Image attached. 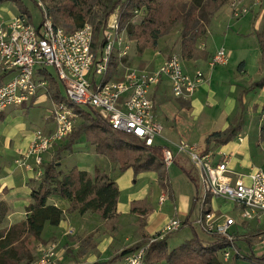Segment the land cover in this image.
<instances>
[{"label":"built area","instance_id":"built-area-1","mask_svg":"<svg viewBox=\"0 0 264 264\" xmlns=\"http://www.w3.org/2000/svg\"><path fill=\"white\" fill-rule=\"evenodd\" d=\"M32 1L41 9L42 21L38 27L26 14H18L7 23H0V75H6L0 84V112L30 104L40 91L48 94V76L44 72L53 68L66 102L53 103L54 129L49 133L37 130L28 150L15 160L16 167L36 180L43 174L44 155L74 130L79 115L76 109H94L112 129L135 136L149 148L156 144L163 132L162 125L156 120L152 90L166 78L175 99H190L206 81V75L201 71L193 75L185 73L182 60L176 53L154 71L124 67L119 61L128 55L130 41L122 35L121 13L116 12L110 17L103 32L102 49L96 58L90 24L85 23L81 28L67 32L54 24L44 0ZM229 8L234 18L248 13L238 1L230 2ZM114 57L119 62L117 73L121 69L124 71L119 79L106 80ZM228 60L229 53L221 48L210 58L208 65L210 69L225 67ZM258 133L259 149L264 156V110L259 113ZM237 140L242 142L243 138L238 136ZM175 154L185 156L197 174L195 201L199 210L191 224L210 238H225L229 246L219 251L223 260L228 262L232 254H236V241L248 233L238 235L240 223L214 210L211 206L214 200L231 204L238 213L239 222L253 223L252 235L261 233L258 240L264 249V170L253 168L245 175L234 174L228 168V155L215 150L200 151L185 143L162 149L164 167L174 163ZM166 201L167 196L162 195L159 204ZM182 223L178 218L169 220L149 237L147 244L126 254L115 264H144L149 244L178 232ZM59 263L54 245H47L32 264Z\"/></svg>","mask_w":264,"mask_h":264},{"label":"trees","instance_id":"trees-1","mask_svg":"<svg viewBox=\"0 0 264 264\" xmlns=\"http://www.w3.org/2000/svg\"><path fill=\"white\" fill-rule=\"evenodd\" d=\"M3 1L12 2L20 14L28 15L31 20L22 0H0V3ZM46 1H48L45 4L47 12L54 24L60 25L67 32H73L85 23L92 26V46L96 58L99 57V51L102 49L103 32L110 17L116 12L121 13L120 26L123 30L126 28L125 24L135 16L134 12L142 11L144 16L141 23L130 26L127 31L128 40L137 44L138 57L142 56L146 50H155L158 40L179 26L180 58L183 61H207L209 54L205 50L197 48V42L206 35L212 17L230 2L238 0ZM255 37L260 50V67L263 68L261 77L239 93L240 113L236 123L224 131L209 135L205 140V151L224 146L236 138L243 126V96L253 90L264 88V39L257 33ZM124 59H120L119 62L123 64ZM119 62L117 57L111 60L106 80L111 79L115 74ZM47 72H44V75L48 76L50 100L55 104L65 101L58 80L49 71ZM5 77V74L0 75V84ZM34 100L35 98L32 103ZM88 109V111H84L80 108V112H83L82 122L72 131L65 143L54 152L52 159L43 168L42 177L37 181L38 185L31 188V203L25 208V220L9 228L0 229V264H22L23 260H26V264L31 263L29 245L33 242H41L45 226L57 227L64 216L61 209L48 203L52 196H57L69 203L67 214L77 213L83 216L86 213H93L107 221L116 218L119 190L107 174L98 168H94L92 175L77 167H73L67 172L60 170L62 151L70 149L71 145L82 136L93 147L94 153L114 163L119 173L128 169H131L135 176L142 173H155L160 189L167 193L169 198H172L168 172L161 158L164 146L155 144L147 148L135 136L112 129L94 109ZM261 110H264V103ZM76 112L79 113L78 109ZM4 120L5 114L0 112V123ZM179 169L190 179L189 173L183 167L180 166ZM195 200L196 196L193 198L194 205ZM6 213V206L0 203V226ZM130 213L138 216L142 224H145L152 209L145 200L134 201L130 204ZM186 226L191 228L192 238L190 240L171 251L167 246L169 235L161 240L151 242L145 252L144 264L161 262L167 264H221L217 259V253L229 246L225 238L214 236L209 241L199 238L194 228L191 227L189 216L182 223V228ZM149 239V237H144L140 242L121 250L107 262L101 264L118 261L141 245L147 244ZM243 240L251 249L250 241L245 238ZM234 247L236 250L239 249L236 244ZM246 259H250V257ZM255 260L264 264V254Z\"/></svg>","mask_w":264,"mask_h":264},{"label":"crops","instance_id":"crops-1","mask_svg":"<svg viewBox=\"0 0 264 264\" xmlns=\"http://www.w3.org/2000/svg\"><path fill=\"white\" fill-rule=\"evenodd\" d=\"M239 4L248 7L249 11L248 14L241 18H234L230 14V8L228 5L224 6L222 9H220L211 19L210 24L207 29L206 35L201 38L197 42V48L205 50L209 54V59L207 61L202 60H189V61H182V67L185 73L193 75L196 71H201L206 75V81L201 85V87L198 89V91L190 98V99H179L183 102H189V107H185V109H188L189 111H193L195 107H198L200 109H205L206 107V100H208V97H210L212 100L219 99L222 100L224 105L227 104V100L238 102V96L239 93L244 89L247 88L252 82H256L261 77L260 75V50L257 44L256 40V33L261 35L264 33V0H255V2H258L257 5H251L252 0H238ZM19 13L18 9L15 13L10 12V16L6 19H1L0 23H7L9 22L13 17L17 16ZM247 17L250 18V28L248 27V21ZM235 28V29H233ZM179 32L180 30H176V34L178 36L174 38L172 41V44L169 46L168 44L161 43V41L157 42V47L155 50H147L143 53L142 56L137 57L136 60H139L140 65H144L145 68L141 70H147V71H154L158 69L164 61L170 56L169 50L170 49H178L180 52L179 47ZM219 32L222 34V42L223 44H227L228 42H234L237 45L242 40L249 39L251 36L254 37L256 44L253 46L250 45L245 48H249L248 50L243 51V56L239 59V63L237 64L236 68L230 70H225V68L229 65L230 60L233 56V49H225L223 45H216L215 43V35L219 34ZM214 35V36H213ZM262 36V35H261ZM160 47H159V45ZM168 45V46H167ZM225 49L229 53V60L228 64L224 68L215 67L213 69L209 68L208 62L210 58L215 54V52L219 49ZM235 50H237L234 47ZM255 78V79H254ZM255 80V81H254ZM243 83H245L244 86ZM170 85L166 78H163L158 86H156L152 92L151 96L153 98L154 104H155V116L156 120H159L158 122L163 127V132L160 138L156 140L157 145H163L164 147H171L174 148L180 143H185L187 145H190L186 142H182L178 140L177 134L179 133L178 127L179 124L176 126L174 125L176 119L172 118V116H175L178 112L179 113H186L187 111L184 108H176L172 105H168L170 110L169 113H166L165 110H157L158 104L164 103L163 99L165 97L171 98L170 95ZM219 96V97H218ZM224 97V99H222ZM261 97V101L254 102L252 106H249V111H247V105L249 103H252L253 100L258 99ZM221 98V99H220ZM36 100V98H35ZM34 100V101H35ZM52 102V101H51ZM242 103L244 107V120H243V126L242 130L246 128L247 122H245L246 113H248L249 116L251 111H256V121L258 124V117L259 113L261 111V107L264 103V88L263 89H256L251 92H249L247 95L243 96ZM53 105V103H51ZM235 108L237 110L239 109L238 113H240V107L239 102L238 104H234ZM238 105V106H236ZM256 107L257 109H255ZM52 108V107H51ZM162 109V108H161ZM252 109V110H251ZM237 112V111H236ZM220 116V115H219ZM239 116V115H238ZM46 116L41 121L40 129L44 133H49L54 129V124L51 120H49ZM10 117H5V120L1 123H8L4 131H1L0 140L3 137L6 138L7 145L3 144V147L6 149L8 148V151L10 152V155H7L6 153L0 151V203L4 204L6 206V209L8 211V216L6 217L4 221V225H6V228H9L10 226L17 224L21 221L25 220L26 213L25 208L31 203L30 201V193L31 188L26 185V179L31 178V174L29 176H25L21 173L15 172V160L19 157L20 154L25 153L28 150L29 144L31 143L34 133L29 134L28 133H22L24 129L23 124H18L17 122H13V118L10 119V122H8ZM238 119V118H237ZM182 118L179 120L178 123ZM217 122L222 123V119L218 117L216 120ZM13 122V123H12ZM226 123L223 128H225ZM231 126V123L228 125ZM226 130V128H225ZM13 132V136L10 134ZM17 132H21V136H19V139L14 137V135ZM239 135H237L238 138ZM14 137V138H12ZM250 136H243L242 142H237L236 146H220L219 148L214 149L217 153H223L229 156L228 159V168L234 173V174H241L237 173L236 169L239 167L243 168V166L248 167L247 159H249V151L251 149V145H256L255 142H257V151L259 149V133H258V127H257V140L254 142H250L247 139ZM235 140V139H234ZM234 142V141H232ZM231 143V142H230ZM253 143V144H252ZM0 144H2L0 142ZM229 144V143H228ZM90 145V144H89ZM190 146H194L197 148V143H192ZM91 147V153L94 151L93 147ZM1 149V147H0ZM175 154V161L170 166L178 165L180 167L177 159H185L187 158L183 155ZM95 156L99 157V164L95 166L94 168H98L100 171L104 172L109 176L111 180L114 181L116 184L118 190H119V197L118 202L116 205V218L114 219L116 228L113 235H105L102 228L103 227H109V224L111 221L102 220L98 215L93 213H86L83 216L78 215L77 213L67 214L66 211L69 208V203L63 199H60L57 196H52L49 198L48 203L51 205H54L62 210L64 213L63 219L60 222V224L57 227H49L48 225L45 226L44 231L41 235V242H44L43 240H54L57 239V242L60 243V245H63L69 253L72 251V254L75 256V259L82 262V264H101L105 263L109 260V258L113 257L115 254L119 253L121 250L128 248L138 242H140L144 237L148 238L151 237L153 234L157 233L163 225L168 222L169 220L173 218H178L180 220H185L186 217L189 216V222H193L194 218V212L197 204L193 203V198L196 196L198 192V186L197 182L191 178V181L193 182V187L186 189L185 193L183 194H175L172 190V198H169L167 193H165L162 189H160L158 182H157V175L155 173H142L143 174H149L151 175L150 179L155 184L153 187L145 186L144 190L142 189V192L135 193V195H132L130 199H128L127 203H121L122 193L121 188L119 186V183L122 187H126L127 184L129 185V178L123 175L122 173H119L117 170V166L114 163L109 162L106 158L98 156L95 154ZM177 160V161H176ZM15 167V168H13ZM183 167V165H182ZM254 167H250L249 169H245L246 173H243L241 175H245L250 172ZM256 169V168H255ZM81 170V169H80ZM130 170V169H128ZM167 170V168H166ZM86 171V170H84ZM90 175L93 174V171L91 172L86 171ZM189 173V172H188ZM116 174L118 176L116 177ZM122 175V176H121ZM141 175V174H139ZM190 175V173H189ZM121 176V177H120ZM122 178V179H121ZM126 179V180H125ZM127 181V183H126ZM196 182V184L194 183ZM6 193V194H3ZM162 195L167 196V201L163 204H170L169 210H164L163 204H159V199ZM28 196V197H27ZM158 196V206L156 208L153 207L155 205V197ZM145 200L149 206L152 209V213L146 218L145 224H142L141 232L136 231L137 222H139V217L130 213V204L134 201H142ZM214 202V203H213ZM212 202V207L215 210L216 206L223 205V203H220L219 200H214ZM23 211V213H21ZM22 214L23 219L19 217V214ZM17 214V217L14 215ZM234 218V217H232ZM238 223H240L239 229L241 230L242 227L248 229L250 231L249 233H252L254 229L253 223H243L239 222L238 218H235ZM130 220V225H126L125 222ZM8 224V225H7ZM250 224L251 227H250ZM192 225V224H191ZM132 227L133 230L132 234H136L137 238H122V236L125 235L126 229L128 227ZM189 227V226H186ZM194 229L193 225L191 226ZM184 228V227H183ZM181 228L180 230H182ZM190 228V227H189ZM139 229V228H138ZM237 229L238 231H240ZM101 230L99 234H94L96 231ZM103 230V231H102ZM179 230V231H180ZM136 231V232H135ZM139 231V230H138ZM178 231V232H179ZM176 232V233H178ZM248 233V232H247ZM141 234V235H140ZM175 234V233H174ZM140 235V236H139ZM173 236V235H172ZM171 236V237H172ZM99 237V238H95ZM58 239H60L58 241ZM39 242V243H41ZM68 245L65 246L66 244ZM168 246V241H167ZM72 249V250H71ZM169 250V249H168ZM94 254L92 255L91 254ZM60 263L59 264H74L69 259H63V254H60ZM99 258V260H98ZM116 262V261H115ZM115 262L111 264H115Z\"/></svg>","mask_w":264,"mask_h":264},{"label":"rangeland","instance_id":"rangeland-1","mask_svg":"<svg viewBox=\"0 0 264 264\" xmlns=\"http://www.w3.org/2000/svg\"><path fill=\"white\" fill-rule=\"evenodd\" d=\"M22 2L24 4V6L27 8V10L31 16V23L34 26L38 27L42 21V15H41L40 7L37 6L36 3L33 2L32 0H22ZM47 3H48V1L45 2V0H44V2H43L44 6H46L45 4H47ZM257 4H258V2H255V0H252L251 5H257ZM241 6L245 7L248 12L251 11L248 9V7L244 6V4ZM228 7H229V4H228ZM16 11H17V7L12 2H9V1L1 2L0 3V20L8 18L10 16V12L15 13ZM134 14H135V16L125 24L126 28L123 29V34H122L124 39L128 40V38H127L128 28L130 26L140 24L142 19H143L144 13L142 11H140V13H138V14H136L134 12ZM230 14H231V11H230ZM247 21L249 24L248 27L250 28V25H251L250 18L247 17ZM57 26H60V25H57ZM233 29H235V28H233ZM176 30H180V27L176 26L168 35L162 37L158 41L159 42L161 41V43H163V46H164V44H168V43L170 46L172 44V41L174 40L175 36L176 37L178 36V34H176ZM261 35L264 39V33ZM215 39H216L215 43L217 46L223 45V47L225 49H229V50L233 49V56L230 60L229 65L225 68V70H230V71L234 67L236 68L237 64L240 61L239 59L244 54L243 51L249 49V48L247 49L245 47H248L252 44L254 46L256 44V41H255L253 36H251L249 39H246L243 41L241 40L238 45L234 42H228V45L223 44L222 34L220 32H219V34L215 35ZM129 45H130L129 53L125 57L122 65L124 67H131L133 69L145 68L144 65L139 64V60H136V58L138 57L137 56V44L135 42L130 41ZM159 47H160V45H159ZM234 47L237 50H235ZM174 53H176L178 55L180 54L178 49H170L169 50L170 55L174 54ZM220 68H224V67H220ZM47 70L51 73V75L53 77L56 76L53 68H48ZM123 71H124L123 69L119 70L118 73H117V71H115V74L112 75V78L119 79L121 77V74ZM262 71H263V68L261 66L260 67V75L262 74ZM244 85H245V83H243L242 86H244ZM61 91L63 92L62 87H61ZM170 95H171V92H170ZM222 99H224V97ZM260 99H261V97H259L256 100H253L252 103H249L247 105V109L249 108V106H252L254 104V102H258V101L260 102L262 100V99L261 100ZM163 101H164V103L162 104V106H161V104L157 105L158 111L159 110H165L166 113H169L170 108L168 105H172L178 109L179 108L185 109V107H189V102H183L179 99H175L172 95H171V98L165 97L163 99ZM232 101H233V99H232ZM232 101L227 100V104L224 105L222 100H219V99L212 100L210 97H208V100H206V106H205L206 108L205 109H200L198 107H195V109L193 111H189L188 109H185L187 111L186 113L182 114V113L178 112L175 116H172V118L176 119L174 125L176 126L177 124H179V127H178L179 133L177 134L178 140L182 141V142H186L190 145L192 143H197V145H198L197 150L205 151V140L209 135H211L215 132L224 131L225 128L227 129L229 127L228 125L230 123H231V126H233L236 123L238 115H239V113H238L239 109L237 110V108H235L234 104H238V102H237V100L235 101V103ZM51 103L52 102H51L48 94L45 91H40L39 96L36 97V100L33 103L31 102L30 104H24L21 107L9 108V109H7V111H5L3 113L5 114V117H10V119L13 118V122H17L18 124H23L24 129L22 130L23 131L22 133H24V134L28 133V135H29V134H32V133H34L40 129L41 121L44 117L49 116L47 118L53 122V119L51 116V111H52V108H51L52 104ZM236 106H238V105H236ZM82 110L88 111L89 109L87 107H85V108H82ZM247 111H249V109ZM78 112H79V115H78V118L76 120L74 130L83 120V117H82L83 112L82 111L80 112V109H78ZM256 113H257L256 111H251L250 112L251 116H249L248 113L245 114L246 115L245 122H247L246 128L238 134L240 137H243L247 134V136H250L247 139L250 142H252V141L254 142L255 140H257L256 137H257L258 124H257V121L255 119ZM218 117L222 119V123L219 121L218 122L216 121L218 119ZM181 118H182V120L180 121V123H178ZM10 119H8L9 120L8 122H10ZM225 123H226V126H225V128H223ZM7 124L8 123H6V122L0 123V135H1V131H4L6 126H8ZM22 133L17 132L14 135V137L19 139V136H21ZM10 135L13 136V132ZM2 136L3 137L0 140V142L2 143V144H0V147H1L0 151L2 150V152L6 153L7 155H10L8 148L6 149L5 147H3V144L7 145V141H6V138L4 137V134ZM14 137H12V138H14ZM68 138H69V136H68ZM66 140H64L62 143H59L58 145L54 146V148L49 153L44 155V163H43L42 168H44L45 165L52 159L54 152L59 148V146L63 145ZM233 141L234 142L231 141V143L227 144V146L229 145V146L235 147L236 144H238L237 142H239L237 140V136H236L235 140H233ZM255 143H256V145H254L252 143L253 146L252 145L250 146L251 149L249 151V153H250L249 159L246 160L247 161L246 164H248V167L245 168V166H243V168H241L238 166V168L236 169L237 173H241V174L246 173L245 169H249L250 167L261 168L264 170V156L261 154L260 149H258V151H257V148H258L257 144L258 143L257 142H255ZM219 147H217V148H219ZM213 151H214V149H213ZM61 157L62 158H61L60 170L63 172H67V170H70L73 167H77L78 169L86 170V171L90 170L92 172V171H94V167L99 164V157L95 156V153H93V152L91 153V147H90L89 143L86 141L84 136L80 137V139L76 143L71 145L70 149L63 150L61 153ZM177 160H178L179 165L181 167L183 165V168L185 169V171L189 172L191 178L196 181L197 180V178H196L197 174L193 170L194 168L191 166L190 162L188 160H185V159H177ZM14 165H15V163H14ZM15 167H13V168H15ZM165 169H166V167H165ZM14 170H15V172L21 173V174L25 175L26 177L29 176V174L25 173V171H23L21 168L16 167ZM167 172H168V176H169V182L171 185V189L173 190V192L175 194H183V193H185L186 189H188V188L192 189L193 182L190 180L191 178L188 179V177L186 175H184V173L179 169L178 165H173L172 167H168ZM122 174L127 177L126 179L129 178L130 182H129V185L127 184L126 187H122L119 183V186L121 188L120 192L122 193V198L120 200L121 203H127L128 199H130V197L132 195H135V193L142 192V189L144 190L145 186L153 187L155 185L153 183V181H151V179H150L151 175H149V174H143V175L141 174V175L135 176V174L133 173V171L131 169L124 171ZM237 175H239V174H237ZM117 176H118V174H116V177ZM26 181H28V182H26V185L28 187H34V186L36 187L38 185V182H37L38 180L32 178V176H31V178L30 177L27 178ZM126 183H127V181H126ZM194 183L196 184V182H194ZM3 194H6V193H3ZM29 198H30V196H29ZM30 201H31V199H30ZM157 202H158V196L155 197V205H153L154 208H156L158 206ZM169 203L163 204L162 208L164 210H166V209L169 210L170 209ZM198 210H199V208L197 205L195 208V212L193 214L194 215L193 217H196V215L198 214ZM215 210L218 211V213H225V214H227L231 217H234V218L239 217L238 213L235 212V210L232 208L231 204H229V203H225L223 205H218V206H216ZM21 213H23V211H21ZM18 214H19V217L23 219L22 214H20V213H18ZM8 215L9 214L7 211L5 219ZM14 216L17 217V214H15ZM5 219L3 220V223L0 226V229H6V225H4ZM115 223H117V222H115V220H112L111 223L109 224V227L105 226L102 228L103 230H106V231H104L105 235L109 234V235H112L114 238L113 233L115 231L114 228H116ZM125 223H126V225L132 224V223H130V220L125 222ZM251 225L252 224H250V227H251ZM142 227H143L142 222L139 219V222H137L136 231L140 233ZM131 228L132 227L129 226L128 229H126V233L124 236H122V238H137L136 234H132L133 230ZM100 231L101 230H98L94 234H99ZM194 231L197 233L199 238L204 239V241L211 240V238L209 236L202 234L198 229H194ZM247 232H248V235L245 237V239L250 241L251 249H249L248 244L242 238H240L236 242V245L239 249L236 250L237 252L235 255L232 254V256L230 257L228 262H225L223 260V256L220 252L217 253V259L219 260V262L221 264H261V263H258V261H256L255 259H257L258 257H260L264 254V249H262L260 247L261 246L260 240H258V237L262 236V235H261V233H258V234H256V236H253L252 233H249L250 231H248V229H246L244 227H242V229L239 231L238 235L243 236L244 234H247ZM95 238H99V237H95ZM191 238H192L191 228L184 227L178 233L175 232V234L173 233V234L169 235L168 249L171 251V250L179 247L185 241L190 240ZM59 240L60 239H58V241ZM43 241L44 242H41V243L33 242L29 245V254H30V258H31L30 264H32L41 255V250L45 249L47 245H54L56 255L59 257L60 260H61L60 254L62 253L63 259L65 257V259H69L74 264H82V262L75 259V256L72 254V251H70L69 253H67V251H66V253H65L66 248L63 245H60V243L57 242V239H54V240H52V239L48 240L47 239V240H43ZM65 246L68 247L67 244ZM91 254H92V252H91ZM237 254L239 257H236ZM92 255H94V254H92ZM247 257H250V259H246ZM98 260H99V258H98ZM21 263L26 264V260L21 261ZM158 264H167V263L161 262Z\"/></svg>","mask_w":264,"mask_h":264},{"label":"bare ground","instance_id":"bare-ground-1","mask_svg":"<svg viewBox=\"0 0 264 264\" xmlns=\"http://www.w3.org/2000/svg\"><path fill=\"white\" fill-rule=\"evenodd\" d=\"M152 97V96H151ZM157 119V118H156ZM158 121V120H157ZM30 145V144H29ZM176 156H178V155H176ZM176 158V157H175Z\"/></svg>","mask_w":264,"mask_h":264}]
</instances>
